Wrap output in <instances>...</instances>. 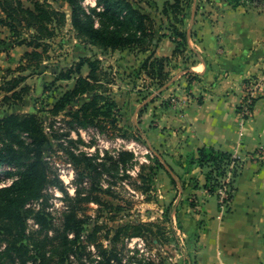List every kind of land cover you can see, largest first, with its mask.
Here are the masks:
<instances>
[{"label": "rangeland", "instance_id": "1", "mask_svg": "<svg viewBox=\"0 0 264 264\" xmlns=\"http://www.w3.org/2000/svg\"><path fill=\"white\" fill-rule=\"evenodd\" d=\"M135 1L143 12L155 19L156 35L161 31L160 27H163L161 32L169 31L171 34L169 26L176 22V15L170 6H166V2L173 0ZM22 2L25 6L32 5L28 0ZM49 2L55 8H61L67 19L64 27L59 29L58 36L50 41L49 55H46L49 58L44 60L42 67L37 71L31 68L28 71L6 74L3 71L7 69L0 70V87L5 86L14 76H25L27 80L23 85L30 88L22 100L16 102H3L0 97V116L9 113H17L20 116L36 114L43 120L45 133L50 139V146L44 148V160L49 164V177L55 183L44 190V197L30 201L22 210V215L26 217V233L39 237L43 245L46 240L44 232L40 233L43 225L36 220L35 214L42 212L50 216L49 222L53 227L49 230V235L55 236L54 227L63 225L65 215L70 210L67 195L74 197L78 189L86 196L93 191L101 198V203H79V218L87 221L81 238L83 245L78 250V253L82 254V260L74 255L71 256L70 264H97L99 260L106 259L104 251H110L114 247L118 257L109 264H206L199 261L198 257L197 244L200 237L196 236L195 245L188 246L182 227L199 226L202 229V226H216L217 221L232 211L234 196L229 201V196L226 192L220 193V188L216 193H210L206 186V175L204 184L200 183L198 174L186 176L185 171L193 155L169 157L153 146L146 130L140 127L145 120L146 124L155 127L154 124L158 121L155 119L152 103L157 100L160 102L161 95H164L173 83L182 79L181 76L183 79L188 76L190 81L196 77L192 72H187L185 60L189 55L185 53L171 60L160 79L158 68L144 69L148 56L139 48L130 51H102L96 46L81 43L76 38L70 5L60 0ZM86 8L98 9L97 1L90 0ZM169 15L171 19H167ZM1 16H4L3 12ZM183 16L182 12L179 19ZM0 33V43L5 38L7 43L10 42L11 33L7 27L0 26ZM2 37L4 38L1 39ZM21 55L22 52L19 51L12 58L17 61ZM82 56L99 58L103 72L112 78V83L107 87L118 108L116 115L120 122L117 129L111 121H104L103 128L93 125L70 128L66 123L69 117L64 114L53 116L50 111L56 100L74 84V80L55 81L56 77L60 72L72 68ZM87 70L89 69L86 66L84 72ZM187 89L188 87L184 86L181 91L166 92L163 103L167 106H178L182 101L181 97H188ZM89 98L86 96L81 102L71 104L68 110L77 108ZM251 118L241 123V126H245ZM21 138L26 143L31 141L26 135ZM69 141H73V144ZM69 152L87 155L94 160L97 169L92 177H87L80 183L78 172L74 168L73 179L69 184L66 183L73 169L69 165ZM122 152L134 154L135 159H120ZM241 161L243 166L246 161L264 162V146L241 158ZM141 165L145 167V179L138 176ZM23 169L4 165L0 169V187L12 185ZM170 170L174 171L178 179L177 187L173 186L168 174ZM206 172L203 169V174ZM210 200L218 201L219 213L213 215L211 207H207ZM122 227L126 229L121 239L113 242L116 232ZM139 232L143 234L136 236ZM6 246V241L0 237V251L5 250ZM61 251L62 249L54 254V263H51L61 264Z\"/></svg>", "mask_w": 264, "mask_h": 264}, {"label": "trees", "instance_id": "2", "mask_svg": "<svg viewBox=\"0 0 264 264\" xmlns=\"http://www.w3.org/2000/svg\"><path fill=\"white\" fill-rule=\"evenodd\" d=\"M28 1L32 2L31 6H25L22 0H0V26L9 29L11 33L9 43L32 48V51L24 54L20 65L15 70L8 68L3 71L6 74L28 71L31 68L34 71L39 70L44 60L49 58L46 55H49L50 41L58 36L59 29L66 24V13L61 8H55L49 2L50 0ZM60 1H64L71 7L72 24L76 30V38L81 43L96 46L102 51L139 48L146 52L153 45L156 36L154 27L157 23L150 14L143 12L142 8L136 5L135 0H97V8L101 10L89 11L82 4L84 0ZM193 1L166 2V6H170L176 15V22H172L173 24L169 26L170 36L176 43L174 58L185 55L186 52H192L188 32L177 24H184L185 16L179 19V15L182 12L186 14V10L192 6ZM231 1L238 4L241 0ZM1 12L4 16H1ZM169 17L170 15L167 19H171ZM162 28L160 27V30ZM25 31L29 32L25 34ZM171 60L166 57L154 58L150 55L144 62V69L158 68L160 70L158 77L161 79ZM86 66L89 68L87 76L83 73ZM0 70L3 68L0 67ZM103 77L106 78L103 79ZM26 80L25 76H14L5 83V86H1L2 101L22 100L25 93L30 90L28 85H23ZM61 80H74V85L56 100L50 110L53 116L64 114L69 117L66 123L70 128L90 125L103 128L104 121H111L114 128H118L120 122L116 115L118 108L108 93L107 87L112 83V78L103 72L99 58H81L72 68L58 74L55 81ZM86 96L90 98L80 103L77 108L68 110L69 106L75 102H81ZM20 135L21 137L28 136L31 141L26 143ZM123 135L128 138L126 134ZM0 143L2 144L0 169L4 165L24 168L18 173L19 178L12 185L0 187V237L7 243L5 250L0 251V264H53L54 254L60 249H62L59 259L61 264H70L71 256L74 255L82 260V254L80 255L78 250L83 245L81 238L87 221L79 218V203L85 201L101 203V198L93 191L86 196L81 189L77 190L74 197L67 195L70 210L65 215L63 225L54 227L55 236L49 235V230L53 227L49 222L50 216L42 212L36 213V220L43 225L40 233L44 232L43 235L46 237V242L44 241L41 245L42 240L39 237L36 238L34 234L26 233V217L22 215V210L30 201L44 197V190L55 183L49 177V164L44 160V148L50 146V139L45 133L43 120L36 114L20 116L17 113H9L0 116ZM70 144H73V141ZM69 153L70 161L78 172L79 182L82 183L87 177H92L97 169L93 163L94 160L87 155ZM127 157L132 158L131 161L135 159L134 154L130 152L120 154V159L124 161ZM193 167L207 171L206 186L210 193H216L217 189L223 186V179L232 174L230 198H233L237 189L236 180L243 167L241 158L227 151L204 146L191 157L186 171L190 172ZM144 170V165H141L138 173L141 179L146 177ZM172 171L168 173L176 186L178 179ZM5 172L8 173V171ZM125 229L123 227L118 229L113 242L121 239ZM142 234L143 232H139L136 236ZM91 236L93 237L94 234ZM115 248L104 251L107 255L106 259L99 260L97 264H109L117 258Z\"/></svg>", "mask_w": 264, "mask_h": 264}, {"label": "crops", "instance_id": "3", "mask_svg": "<svg viewBox=\"0 0 264 264\" xmlns=\"http://www.w3.org/2000/svg\"><path fill=\"white\" fill-rule=\"evenodd\" d=\"M254 2L194 0L188 15L184 14V24H177L188 32L192 52H186L185 61L187 72L196 77L190 81L181 76L166 91L188 87V97H181L178 106L163 103L166 92L160 102L152 103L158 121L155 127L146 120L139 125L162 153L169 157L196 155L201 147L211 146L243 159L264 146V98L256 102L254 116L245 126L238 116L245 82L264 76V5ZM161 31L145 54L173 60L176 43L169 31ZM4 40L0 43V67L16 69L32 48ZM19 51L22 55L15 61L12 57ZM83 73L87 76L89 70ZM196 174L204 184L202 168L185 171L186 176ZM236 188L232 211L216 226L182 227L188 246L200 237L198 257L203 263L264 264V162L246 161ZM207 207L213 215L220 212L218 201L210 200Z\"/></svg>", "mask_w": 264, "mask_h": 264}, {"label": "built area", "instance_id": "4", "mask_svg": "<svg viewBox=\"0 0 264 264\" xmlns=\"http://www.w3.org/2000/svg\"><path fill=\"white\" fill-rule=\"evenodd\" d=\"M254 1L255 4L264 5V0H254ZM89 3L90 0H84L83 1L84 7L86 8V4ZM86 9L89 11L88 8ZM98 10H101V8H98ZM263 97H264V76L251 78L245 82L244 95L238 108V116L240 117L241 123L247 122V120L252 117L257 100ZM69 165L70 167H73V169L69 174V176L67 177L66 180L67 184H69L71 179H73V175L75 172L72 162H70ZM1 172L2 171H0V173ZM231 181H232V174H229L228 178L223 179L222 181L223 186L220 188V193L226 192L227 196H229V201H230V193H231V189H230Z\"/></svg>", "mask_w": 264, "mask_h": 264}]
</instances>
